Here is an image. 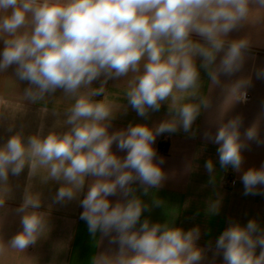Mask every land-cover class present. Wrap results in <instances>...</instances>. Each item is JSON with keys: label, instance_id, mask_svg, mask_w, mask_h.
<instances>
[{"label": "clouds", "instance_id": "obj_1", "mask_svg": "<svg viewBox=\"0 0 264 264\" xmlns=\"http://www.w3.org/2000/svg\"><path fill=\"white\" fill-rule=\"evenodd\" d=\"M262 18L264 0H0V73L15 66V77L29 84L23 98L32 103L45 101L58 89L70 101L64 109L67 131L26 140L16 133L0 146V208L10 191L9 173L19 176L26 166L29 177L61 183L55 204L76 199L87 178L93 177L80 200V219L94 239L100 233L119 247L114 254L94 255L91 264H201L205 253L196 244L199 227L184 231L171 221L140 223L142 212L150 209L134 194L133 184L138 181L145 196L161 187L166 174L160 165L165 161L157 160L153 147L157 136L181 128L191 131L201 110L210 107L208 97L201 95L200 68L217 86L221 75L241 71L250 41L227 37ZM255 74L264 79V68ZM121 77H128L121 97L138 116L147 118L167 102L170 118L154 128L129 123L126 129L109 133L120 106L109 99L105 86ZM97 80L100 86L93 88ZM250 84L247 78L233 82L227 88V102L246 101ZM98 96L103 99H95ZM41 111L47 113L48 108ZM53 114L59 115V104ZM241 124L237 116L221 123L214 136L204 133L206 140L219 145L221 168L241 169L246 146ZM244 136L258 140L257 127H249ZM113 143L126 151V157L112 151ZM205 168L214 172L212 160ZM241 182L245 195L257 194L258 186H264V165L246 170ZM118 193L125 199L113 205L109 197ZM162 203L153 195L154 206ZM41 207L40 194L26 189L16 210L22 214V229L7 244L0 243V252L5 248L23 252L47 234L48 215ZM219 207V200L210 201L206 211L216 215ZM215 248L222 252L223 264H264V230L254 219L246 226L231 223Z\"/></svg>", "mask_w": 264, "mask_h": 264}, {"label": "crops", "instance_id": "obj_2", "mask_svg": "<svg viewBox=\"0 0 264 264\" xmlns=\"http://www.w3.org/2000/svg\"><path fill=\"white\" fill-rule=\"evenodd\" d=\"M242 37L249 39L250 48L241 71L232 76L221 75V83L217 86L211 84L206 71L200 68L201 95L208 97L210 107L201 110L191 131L185 133L181 128L175 133L157 136L153 145L157 160L163 157L165 161L160 165L166 174L161 187L150 189L149 195L145 196L139 182L133 184L136 189L134 194L148 204L150 209L142 212L140 223L145 219L150 223L171 221L172 226L181 227L184 231L199 227L200 238L196 244L205 253L201 264H223L222 252L217 253L215 244L219 235L231 223L246 226L250 219H254L264 230V186H258L255 195H245L241 182V176L246 170L259 169L264 165V79H258L255 74L257 69L264 68V18L243 24L229 33L227 39ZM193 39L200 38L194 35ZM2 50L3 43L0 41ZM222 55L218 54L217 63ZM196 63L199 67L201 58L197 57ZM14 69L15 66H12L0 73V146L16 133H21L26 140L36 134L67 131L69 126L63 124L66 119L64 109L70 101L65 98L63 90L58 89L54 94L46 96L45 101L32 103L23 98L24 89L29 87L28 82L19 81ZM240 78L251 81L245 89L246 101L228 103L227 88ZM127 79H110L105 86L106 91L111 93L109 99L120 106L110 121L109 133L126 129L129 123L146 124L154 128L170 118L167 102L162 104L159 111H150L147 118L138 116L127 100L121 97V89ZM101 80L94 81L92 87H99ZM95 99L101 100L103 97ZM58 104L59 115H54L53 109ZM45 106L48 108L47 113L41 111ZM237 116L242 119L241 140L246 145L242 149L243 163L239 172L231 166L221 168L217 153L219 145L204 138L205 132L214 136L221 123ZM253 125L257 127L258 140L248 141L244 133ZM112 151L121 158L126 157V151H120L116 143H113ZM208 160L214 164L213 173L205 168ZM93 179L87 178L84 190L76 199L55 204L53 198L61 186L60 182H43L39 175L29 177L27 166L19 176L9 173L7 186L10 191L4 206L0 208V243L7 244L22 229V214L16 210L22 203L26 189L40 194V210L48 215L49 231L23 252L5 248L0 252V264H91V258L96 254L116 253L119 246L110 244V237L97 233L94 239L88 232L86 222L80 219L83 211L80 200L86 195L88 183ZM153 195L163 202L160 206L152 204ZM124 199L119 193L109 197L113 205ZM216 200L220 202L219 212L209 215L206 211L208 204ZM173 211L176 213L174 217L171 215ZM259 252L258 246L256 254Z\"/></svg>", "mask_w": 264, "mask_h": 264}]
</instances>
